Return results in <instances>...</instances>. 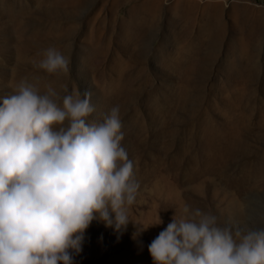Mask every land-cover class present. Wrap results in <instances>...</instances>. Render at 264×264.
Here are the masks:
<instances>
[{
    "label": "rangeland",
    "instance_id": "obj_1",
    "mask_svg": "<svg viewBox=\"0 0 264 264\" xmlns=\"http://www.w3.org/2000/svg\"><path fill=\"white\" fill-rule=\"evenodd\" d=\"M48 48L68 73L39 68ZM21 81L90 91V122L120 108L131 222L93 220L73 264H153L186 204L264 228V0H0V102Z\"/></svg>",
    "mask_w": 264,
    "mask_h": 264
},
{
    "label": "clouds",
    "instance_id": "obj_2",
    "mask_svg": "<svg viewBox=\"0 0 264 264\" xmlns=\"http://www.w3.org/2000/svg\"><path fill=\"white\" fill-rule=\"evenodd\" d=\"M43 57L47 73L70 71L56 48ZM64 91L21 81L0 102V264H73L93 220L117 232L131 222L140 186L119 106L90 122L92 93ZM182 213L148 245L153 264H264V228L220 225L187 204Z\"/></svg>",
    "mask_w": 264,
    "mask_h": 264
},
{
    "label": "bare ground",
    "instance_id": "obj_3",
    "mask_svg": "<svg viewBox=\"0 0 264 264\" xmlns=\"http://www.w3.org/2000/svg\"><path fill=\"white\" fill-rule=\"evenodd\" d=\"M6 11L8 12L9 10L7 9ZM217 26H218V25H217ZM215 35H218V34L216 33ZM248 63H249V64H251V62H250V61H248Z\"/></svg>",
    "mask_w": 264,
    "mask_h": 264
}]
</instances>
